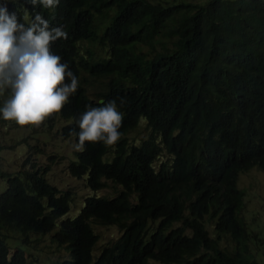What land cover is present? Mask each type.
<instances>
[{
	"label": "trees",
	"instance_id": "obj_1",
	"mask_svg": "<svg viewBox=\"0 0 264 264\" xmlns=\"http://www.w3.org/2000/svg\"><path fill=\"white\" fill-rule=\"evenodd\" d=\"M7 8L24 23L38 12L68 35L53 47L79 86L61 117L78 121L88 106L115 100L123 121L115 145L86 143L69 160L91 190L106 179L121 187L87 195L74 216L62 217L73 195L47 180L49 164L27 167L28 155L16 171H0V264H30L24 248L9 247L10 231L26 247L50 234L69 253L60 264H264L238 186L241 172L264 169V0H60L54 9L9 0ZM9 97L0 93V107ZM142 119L148 136L131 142ZM95 223L121 231L96 256Z\"/></svg>",
	"mask_w": 264,
	"mask_h": 264
},
{
	"label": "clouds",
	"instance_id": "obj_2",
	"mask_svg": "<svg viewBox=\"0 0 264 264\" xmlns=\"http://www.w3.org/2000/svg\"><path fill=\"white\" fill-rule=\"evenodd\" d=\"M8 2L9 0H4V3H0V93L9 92L10 97L0 107V118L14 120L20 126L36 127L57 113L50 127H47L51 130L58 123L56 120L63 118L58 112L75 95L79 86L77 76L55 54L53 47L58 39H67L68 35L61 26H52L38 12L28 23L21 22L16 12L8 11ZM24 2L33 9L38 5L54 9L60 0ZM63 119L65 123H58L56 128L63 137L73 136L75 142V135H78V143L74 147L79 152L85 150L86 143L103 142L107 146H113L122 136L119 129L123 114L118 110L115 100L101 102V106H88L78 121L75 117ZM68 123L73 125L71 135H65L63 129ZM30 142H27L29 147L40 148L43 145V142L39 143L37 136L35 143L30 145ZM30 151L37 152V148ZM23 254L27 259L25 249Z\"/></svg>",
	"mask_w": 264,
	"mask_h": 264
},
{
	"label": "rangeland",
	"instance_id": "obj_3",
	"mask_svg": "<svg viewBox=\"0 0 264 264\" xmlns=\"http://www.w3.org/2000/svg\"><path fill=\"white\" fill-rule=\"evenodd\" d=\"M206 2L207 0H192ZM99 81V80H97ZM101 82V81H99ZM94 83L87 87V93L91 97H95ZM56 122L65 123L63 118H58ZM56 124L52 129L49 126L47 119L39 126L25 125L20 126L14 120H7L5 123H0V171L14 172L21 168L23 160L29 155V160L25 162V166L30 167L34 161L35 166H44L49 164L50 167L45 176L47 180L56 185L62 190H70L72 199L70 201L69 210L62 216H74L78 213L79 208L84 203V198L93 194H104L113 196L121 187L120 185L106 179V185L99 190H91L86 185L83 177L73 176L68 168V162L74 158L75 144L73 136L63 137ZM150 129L146 126V121L141 120L133 130L128 133V138L131 142L140 143L141 140L148 136ZM33 134V136H29ZM39 139V143L43 142L40 148L27 146L23 137H30V145L35 143V137ZM9 143L11 144L9 146ZM4 145V146H1ZM37 148V152L30 151ZM166 158L163 153L160 159ZM53 159V161H52ZM0 176V190H4L7 182L2 180ZM238 186L245 191L244 205L240 214L244 217L248 225L252 228L253 233H257L261 237L256 242H251L253 249L259 248L264 251V169L254 166L249 170L243 171L238 176ZM156 222L151 221L150 226L153 228ZM176 224V223H175ZM209 225V224H208ZM211 229V225H209ZM94 231L98 233V240L93 248V255L96 256L100 249L113 240L121 233L116 225L93 224ZM11 238L7 239V243L11 250L16 246L25 249L27 260L30 264H59V262L68 257V251L64 246H60L57 242H53L50 234L39 235V240L30 245L23 244L18 238L17 232L10 233ZM34 239L35 235H31ZM149 264H163L154 259L149 260Z\"/></svg>",
	"mask_w": 264,
	"mask_h": 264
}]
</instances>
